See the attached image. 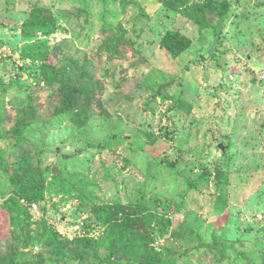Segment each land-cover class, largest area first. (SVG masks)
<instances>
[{"label":"rangeland","instance_id":"obj_1","mask_svg":"<svg viewBox=\"0 0 264 264\" xmlns=\"http://www.w3.org/2000/svg\"><path fill=\"white\" fill-rule=\"evenodd\" d=\"M166 1L0 0L1 257L96 264L62 239L97 241L130 218L165 264H264V0H190L188 14ZM206 1L226 17L214 3L198 14ZM34 13L55 29L30 33ZM169 30L193 40L178 57L162 44ZM40 42L58 77L86 86L79 124L56 113L58 86L31 57ZM25 155L46 189L22 200V225L7 200Z\"/></svg>","mask_w":264,"mask_h":264},{"label":"trees","instance_id":"obj_2","mask_svg":"<svg viewBox=\"0 0 264 264\" xmlns=\"http://www.w3.org/2000/svg\"><path fill=\"white\" fill-rule=\"evenodd\" d=\"M166 2L170 7H175L180 4L186 6L187 9L185 12L186 14L189 13L190 8L187 6L190 4V0H167ZM213 3L219 7L218 10H215L216 8L212 6ZM210 10H215L219 19H224L228 12L227 5L220 1H206L203 5L197 7V13L200 14V12H203L204 16ZM24 26L32 34H36L39 31L49 34L55 29L52 22L45 20L35 13L29 17ZM104 27L114 28V25L105 23ZM192 41L191 37L178 30H169L164 36L162 44L168 48L172 57H178L191 46ZM34 47L31 57L43 60L40 65L42 75L50 84H57V89L59 90L60 96H62L61 107H59L56 113L77 112L78 114H75L73 119L76 124H79L80 118L77 119V116L80 114L79 112L87 115L86 118H88V110L84 109V104L79 103L81 97L85 98L88 96L86 86L83 84L79 86L77 83H73L65 75L58 77L57 72L60 71V67H56L51 62L50 53L47 51L48 48H46L45 42H40ZM30 109L32 110L30 115L23 111L24 114L20 116L17 127L19 128L18 132H25L32 126L36 108L31 106ZM16 163L17 167L15 169L12 168L10 178L11 182H13L11 190L12 198L7 200V204L14 206L17 212L16 220L23 225L31 218V215L27 206L22 203V200L27 204L40 201L43 199L46 187L42 181V170L34 165L35 162L31 155L23 156ZM9 167V161L2 163L4 170L7 171ZM97 222H100L103 226L107 225L106 215L99 214ZM121 224V230L115 231L113 230L114 226H112L97 241H92L89 235L76 237V239H62L61 242L65 243L63 248L68 243L83 247V250L85 249L94 256L96 264H165V261L162 259H157L158 252L154 249H151V252L148 249H144L150 239L146 228L136 227L134 220H130V218H125ZM96 229L97 226L94 227V230ZM0 264L13 263L10 256H0Z\"/></svg>","mask_w":264,"mask_h":264}]
</instances>
